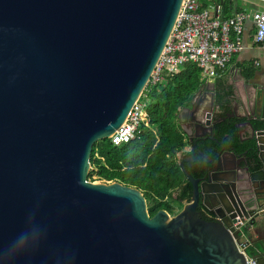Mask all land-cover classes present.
<instances>
[{"label": "water", "instance_id": "95a60500", "mask_svg": "<svg viewBox=\"0 0 264 264\" xmlns=\"http://www.w3.org/2000/svg\"><path fill=\"white\" fill-rule=\"evenodd\" d=\"M181 2L0 0V264H247L237 221L264 213V128L251 122L264 120V92L246 121L256 160L197 148L179 162L191 198L173 216L150 215L134 186L87 178L92 145L139 99ZM208 91L178 113L193 145L233 117L215 119ZM198 160L208 168L194 177L183 163Z\"/></svg>", "mask_w": 264, "mask_h": 264}, {"label": "trees", "instance_id": "16d2710c", "mask_svg": "<svg viewBox=\"0 0 264 264\" xmlns=\"http://www.w3.org/2000/svg\"><path fill=\"white\" fill-rule=\"evenodd\" d=\"M200 71L196 63L186 62L174 74L163 76L159 82L153 83L150 79L138 99L144 103L147 124L141 123L134 138L127 143L113 145L108 138H104L92 145L89 163L90 166L96 165L99 178L138 188L145 197L150 215L159 209L171 213L173 201L181 203L190 200L191 186L179 162L185 157L196 156L197 148L207 159L223 148L233 149L236 153L246 151L249 159L257 158L255 140L241 139L239 135V118L226 117L216 122L212 138L199 139L194 145L182 132L178 113L190 105L193 94L204 83ZM222 97L216 94V104ZM219 109L223 110L222 107ZM224 116V112L214 114L215 119ZM251 122L255 129L264 128V120ZM186 145L190 149L185 151ZM183 166L194 177L202 175L208 168L202 160L184 161Z\"/></svg>", "mask_w": 264, "mask_h": 264}, {"label": "built area", "instance_id": "2783aa9c", "mask_svg": "<svg viewBox=\"0 0 264 264\" xmlns=\"http://www.w3.org/2000/svg\"><path fill=\"white\" fill-rule=\"evenodd\" d=\"M209 6L202 7L199 0H182L167 45L152 74L151 82L162 80L163 76L174 74L186 62L196 63L205 80L215 79L227 69L232 57L240 50L242 22L251 18L255 25L253 40L264 43V11L239 12L230 17L211 15ZM234 72L236 68H231ZM144 103L137 100L123 123L108 137L113 145L129 142L134 138L141 123L147 124L143 111ZM237 245L245 250L247 264H257L246 252L249 239L246 236L247 220H238ZM235 225V224H234Z\"/></svg>", "mask_w": 264, "mask_h": 264}, {"label": "crops", "instance_id": "0c3cea01", "mask_svg": "<svg viewBox=\"0 0 264 264\" xmlns=\"http://www.w3.org/2000/svg\"><path fill=\"white\" fill-rule=\"evenodd\" d=\"M199 2L202 7H211L209 13L213 16L218 14L221 17H230L239 12L264 11V0H199ZM254 30L252 19L245 18L240 34V50L234 54L221 76L211 80L204 79L208 92L214 94V101L217 93L223 95L220 103L216 104L215 101L213 113L224 112V115L232 114L233 117L239 118L240 122H243L239 130L242 139L250 136V128L246 124L247 114L256 110L254 100L259 93L264 92V43L254 42ZM232 67L237 71L234 72ZM219 106L223 110L219 109ZM205 107L208 108V105ZM247 224L249 229L246 236L250 243L246 252L254 258L263 256L264 213L257 211Z\"/></svg>", "mask_w": 264, "mask_h": 264}, {"label": "rangeland", "instance_id": "374dc122", "mask_svg": "<svg viewBox=\"0 0 264 264\" xmlns=\"http://www.w3.org/2000/svg\"><path fill=\"white\" fill-rule=\"evenodd\" d=\"M200 77H201V74H200ZM189 148L190 147L188 145H186L183 150H189ZM87 178H88V180H90L92 182H105L106 181L104 179L99 178V176L97 175V167L95 164H91V166L89 167ZM175 194H176V192L174 191L173 195H175ZM184 203H186V202L183 201L181 203H177V202L173 201L172 202V211H171V213L168 212L169 215L173 216V215L177 214L182 209Z\"/></svg>", "mask_w": 264, "mask_h": 264}, {"label": "flooded vegetation", "instance_id": "af4514ba", "mask_svg": "<svg viewBox=\"0 0 264 264\" xmlns=\"http://www.w3.org/2000/svg\"><path fill=\"white\" fill-rule=\"evenodd\" d=\"M190 106V105H189ZM204 109H207V107H205ZM214 110V109H213ZM239 135H240V133H239ZM240 137H241V139H242V136L240 135ZM187 138V137H186ZM188 139V138H187ZM189 141V140H188ZM191 144L193 145V142H191ZM190 147V146H189ZM190 149V148H189ZM186 151V150H185ZM199 156V154H197L196 156H191V157H198ZM204 156V155H203ZM205 158V157H204ZM205 160H207V158H205ZM203 216L205 217V218H210V216L207 214V213H205V212H203Z\"/></svg>", "mask_w": 264, "mask_h": 264}]
</instances>
